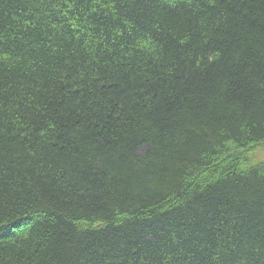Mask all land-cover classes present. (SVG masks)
<instances>
[{"label": "trees", "instance_id": "16d2710c", "mask_svg": "<svg viewBox=\"0 0 264 264\" xmlns=\"http://www.w3.org/2000/svg\"><path fill=\"white\" fill-rule=\"evenodd\" d=\"M264 0H0V264H264Z\"/></svg>", "mask_w": 264, "mask_h": 264}, {"label": "rangeland", "instance_id": "374dc122", "mask_svg": "<svg viewBox=\"0 0 264 264\" xmlns=\"http://www.w3.org/2000/svg\"><path fill=\"white\" fill-rule=\"evenodd\" d=\"M258 159H264V152L260 153L259 156H257Z\"/></svg>", "mask_w": 264, "mask_h": 264}]
</instances>
